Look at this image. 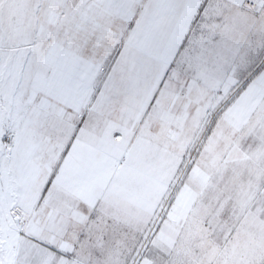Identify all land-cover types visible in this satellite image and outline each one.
<instances>
[{
	"label": "snow or ice",
	"instance_id": "1",
	"mask_svg": "<svg viewBox=\"0 0 264 264\" xmlns=\"http://www.w3.org/2000/svg\"><path fill=\"white\" fill-rule=\"evenodd\" d=\"M0 264H264V0H0Z\"/></svg>",
	"mask_w": 264,
	"mask_h": 264
}]
</instances>
